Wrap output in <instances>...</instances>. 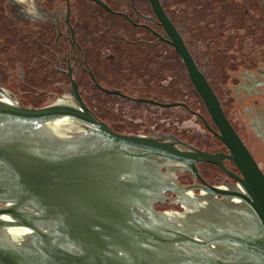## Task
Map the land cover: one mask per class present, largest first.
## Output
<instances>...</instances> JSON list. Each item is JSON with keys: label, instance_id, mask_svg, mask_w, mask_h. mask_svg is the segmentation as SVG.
<instances>
[{"label": "water", "instance_id": "1", "mask_svg": "<svg viewBox=\"0 0 264 264\" xmlns=\"http://www.w3.org/2000/svg\"><path fill=\"white\" fill-rule=\"evenodd\" d=\"M151 1L190 76L172 53V89L190 100L199 91L230 153L185 150L173 143L118 133L94 117L79 96L78 104L35 108L5 94L0 98V192L5 189L15 202L0 209V234L5 228L22 227L24 232H36L38 238L26 240L21 247H0V264H20V259L25 264H264V154L256 148L258 161L160 0ZM169 1L192 48L223 37L236 53L263 52L264 41L247 34L249 23L231 8L234 1ZM179 2L184 4L183 12L174 9ZM239 21L245 22L243 28L237 26ZM174 70L184 74L176 75ZM213 82L224 95L225 82ZM170 112L174 125L176 117L183 115V125L199 127L196 116L182 106ZM229 115L245 137L252 133L240 112L230 109ZM225 157L241 175L228 169ZM202 161L218 164L237 182H208L198 170ZM163 163L191 171L203 184L176 185L164 175ZM200 166L211 181L225 177L212 164ZM167 182L182 197L184 211L169 213L154 207L153 195L163 188L159 184ZM195 188L201 192L194 194ZM19 233L12 230L8 235L13 238Z\"/></svg>", "mask_w": 264, "mask_h": 264}, {"label": "flooded vegetation", "instance_id": "2", "mask_svg": "<svg viewBox=\"0 0 264 264\" xmlns=\"http://www.w3.org/2000/svg\"><path fill=\"white\" fill-rule=\"evenodd\" d=\"M232 1L235 4L231 8L249 23L247 34H256L258 42L264 41V0ZM28 2L41 10L40 20L33 21L22 15L17 0H0V98L9 94L24 106L40 108L55 103L78 104L79 96L94 117L118 133L173 143L185 150L197 147L223 155L230 153L218 136V126L199 91L195 88L197 96L190 100L172 89L171 54L183 62L187 73L188 69L151 0ZM160 3L212 85L227 117L259 161L257 149L264 154V138L260 136L264 134V50L260 55L251 51L236 53L234 46L223 37L209 38L203 47L192 48L171 11L172 3L169 0H160ZM175 8L183 12L184 4L179 2ZM245 22L239 21L237 26L243 28ZM198 35L202 36L201 29ZM218 53L222 56L218 57ZM217 79L225 82L224 95L213 82ZM181 106L196 116L199 127L183 125L185 121H180L183 115L176 117L177 124L171 122L170 109ZM230 109L240 112L243 124L252 130L248 137L233 122ZM250 140L258 144L252 145ZM223 162L241 175L231 159L225 157ZM203 163L216 166L225 177L219 182L211 181L201 170ZM162 165L164 175L176 185L203 184L189 170L171 163ZM198 168L212 184L237 182L211 161L199 162ZM159 185L163 188L153 195L154 207L169 213L184 211L182 197L169 189L171 185L168 182ZM200 192L199 188L193 189L194 194ZM8 196L5 189L0 192V209L14 205L15 201ZM22 208L26 210L28 206L22 205ZM10 220L20 222L18 218ZM5 229L0 234L1 248L21 247L26 245V240L32 242L38 238L36 232H24L22 227ZM12 230H21V233L11 238L8 234ZM20 264L25 263L20 259Z\"/></svg>", "mask_w": 264, "mask_h": 264}, {"label": "clouds", "instance_id": "3", "mask_svg": "<svg viewBox=\"0 0 264 264\" xmlns=\"http://www.w3.org/2000/svg\"><path fill=\"white\" fill-rule=\"evenodd\" d=\"M17 3L19 4L21 14L26 18L33 21H38L42 18L41 10L31 5L28 0H17Z\"/></svg>", "mask_w": 264, "mask_h": 264}]
</instances>
